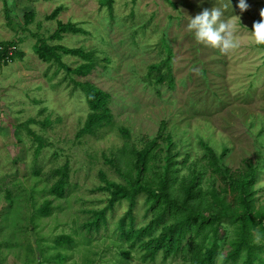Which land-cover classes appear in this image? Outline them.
<instances>
[{
  "label": "rangeland",
  "instance_id": "rangeland-1",
  "mask_svg": "<svg viewBox=\"0 0 264 264\" xmlns=\"http://www.w3.org/2000/svg\"><path fill=\"white\" fill-rule=\"evenodd\" d=\"M170 1L114 0L110 8L102 0H0V42L13 41L25 53L23 59L0 61V264H146L137 253L125 257L127 246L120 248L112 232L128 202L108 213V231L90 239L84 211L107 206L109 195L95 188L105 183L102 173L123 180L115 165L131 160L132 143L142 149L167 133L181 141L184 155L203 164L206 182L214 176L229 190L230 200L236 193L208 165L202 141L219 153L228 148L225 164L237 175L257 165L256 202L264 208V48L251 33L262 19L264 0H246L244 12L239 0ZM59 6L64 10L58 19L48 20ZM213 7L226 8L222 19L235 23L239 46L226 54L198 43L188 29L190 17ZM27 13L34 14L30 23ZM58 20L85 32L51 39ZM38 37L93 52L95 68L75 74L86 60L63 51L65 66L40 60L34 51ZM170 49L174 88L150 83V66L167 59ZM76 82L111 94L113 125L81 133L91 109ZM29 120L35 135L21 126ZM118 124L129 127L131 142ZM65 165L67 194L59 198L50 189L58 179L55 170ZM45 201H52L48 216L40 213ZM229 231L224 226L222 236ZM63 235L74 242L59 245ZM229 250L224 244L221 258Z\"/></svg>",
  "mask_w": 264,
  "mask_h": 264
},
{
  "label": "trees",
  "instance_id": "trees-1",
  "mask_svg": "<svg viewBox=\"0 0 264 264\" xmlns=\"http://www.w3.org/2000/svg\"><path fill=\"white\" fill-rule=\"evenodd\" d=\"M113 3L114 0H102V4L110 8ZM63 10L64 6H59L48 16V20H57ZM25 17L30 23L34 14L27 13ZM8 26H11L10 20ZM84 32L76 23L58 20V29L50 38L62 39L66 33ZM16 46L13 41L0 42V61L8 63L9 60L23 59L25 53ZM34 51L40 60L57 62L62 66L65 65L61 51L85 59V63L73 70L78 75L90 74L96 64L93 52L52 45L48 38L38 37ZM169 52L167 59L150 66L147 74L150 83L169 84L170 88H174V76L170 69L172 50ZM76 84L84 91L91 109L81 133L95 134L113 125L115 117L110 107L111 94L91 82ZM31 122L29 120L21 126L35 135L29 127ZM118 126L125 139L131 142L129 127ZM37 139L43 145L42 139ZM128 144L123 152L128 151ZM132 144L131 160H125L127 163L123 166L115 165V171L123 180H109L102 173L105 183L95 188V191L109 195L107 206L84 211L86 219L82 225L89 239L100 236L103 230H109L108 213L114 212L117 205L126 201L128 210L112 228L118 246H127L123 249L125 257L137 253L146 264H165L176 259L180 260L178 264H256L257 261L264 264V208L258 207L256 202L257 165H251L250 171L237 175L225 164L230 151L228 148L219 153L209 142L202 141L207 151L208 165L214 173L222 174L228 180L230 189L236 193L234 200H230L229 190L220 186L216 177L206 182L203 164L190 160L189 153L184 155L181 141L177 142L171 133L155 137L142 149ZM120 157L118 155V162L121 161ZM55 174L58 179L50 191L56 197L64 198L69 182V166L56 169ZM140 199H143L142 202ZM51 209L52 201H45L40 213L48 216ZM224 226L232 228V231L222 236ZM73 242L70 235H63L57 241L59 245ZM226 243L230 250L221 258ZM57 257L62 261L64 259L62 254Z\"/></svg>",
  "mask_w": 264,
  "mask_h": 264
},
{
  "label": "clouds",
  "instance_id": "clouds-1",
  "mask_svg": "<svg viewBox=\"0 0 264 264\" xmlns=\"http://www.w3.org/2000/svg\"><path fill=\"white\" fill-rule=\"evenodd\" d=\"M232 5V0H229ZM241 12L247 11L249 5L246 0H239L238 4ZM226 8L213 7L211 10L205 9L194 18L190 17L188 29L194 34L195 40L205 46L218 48L221 53H228L239 46L235 23L222 19ZM262 19L252 26V36L258 46H264V10L260 13ZM236 18L240 20L239 16Z\"/></svg>",
  "mask_w": 264,
  "mask_h": 264
}]
</instances>
